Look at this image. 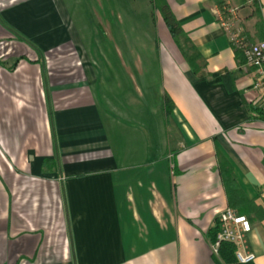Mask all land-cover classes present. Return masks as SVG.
Returning a JSON list of instances; mask_svg holds the SVG:
<instances>
[{"label":"crops","instance_id":"crops-1","mask_svg":"<svg viewBox=\"0 0 264 264\" xmlns=\"http://www.w3.org/2000/svg\"><path fill=\"white\" fill-rule=\"evenodd\" d=\"M144 1L133 35L0 0V264H216L234 185L264 264V106L222 24L239 9L263 39L264 0Z\"/></svg>","mask_w":264,"mask_h":264},{"label":"built area","instance_id":"built-area-1","mask_svg":"<svg viewBox=\"0 0 264 264\" xmlns=\"http://www.w3.org/2000/svg\"><path fill=\"white\" fill-rule=\"evenodd\" d=\"M230 9L226 6V10ZM222 24L229 32L233 45L243 50L245 64L253 69L254 88L260 93V99L264 106V39L256 42L249 40L238 29H234L232 22L222 16ZM218 233L216 241L212 242V249L215 255L219 256V248L223 242L236 245L235 256L240 263H251L256 255L247 250L246 237L252 229L250 219L239 213L235 208L226 207L218 215Z\"/></svg>","mask_w":264,"mask_h":264},{"label":"rangeland","instance_id":"rangeland-1","mask_svg":"<svg viewBox=\"0 0 264 264\" xmlns=\"http://www.w3.org/2000/svg\"><path fill=\"white\" fill-rule=\"evenodd\" d=\"M64 2L75 23L91 25L106 21L111 22L112 26L115 27L125 22L129 23V32H133L134 35L136 32L141 31L135 29L136 22L146 25L152 21V13L144 0H64ZM223 17L232 22L233 28L240 30L249 42L258 41L255 37L254 39L248 37L247 26H250V24L244 11L227 9ZM119 31V29H113L115 33ZM143 32L147 36L149 29L145 28ZM119 37V35H115V38L118 39Z\"/></svg>","mask_w":264,"mask_h":264},{"label":"trees","instance_id":"trees-1","mask_svg":"<svg viewBox=\"0 0 264 264\" xmlns=\"http://www.w3.org/2000/svg\"><path fill=\"white\" fill-rule=\"evenodd\" d=\"M154 2H157V0H153ZM160 9L163 13V16L165 18V20L167 21V24L169 25L172 33L176 36H178L182 29L180 24L178 23L177 19L175 18V16L173 15V13L171 12L169 6L167 4H163L160 6ZM222 9H223V14H226V6L222 5ZM257 30L259 33H264V24L262 23V20H260L257 23ZM249 37V36H248ZM250 38V37H249ZM264 39V38H263ZM262 40V39H260ZM235 52L237 55V58L240 60L241 63H245V56L243 53V50L240 48L235 47ZM173 102L169 97L165 98V103H164V108H165V112L167 113V115H169L172 110H173ZM231 192L235 193V201L232 200V205L237 207V209L239 210V212L241 213H247V207L249 206H253L252 202H249L246 200V198L244 197V195L241 192V189L234 185L231 188ZM217 233H218V227L216 226L215 228L210 230V239L212 242L216 241V237H217ZM235 251H236V245L233 243H229V242H223L219 248V256L215 255V261L216 264H245V263H240L236 256H235ZM246 264H254L253 262L251 263H246Z\"/></svg>","mask_w":264,"mask_h":264}]
</instances>
